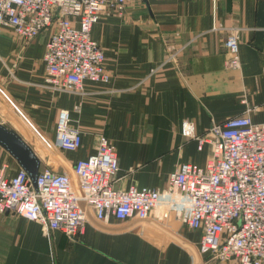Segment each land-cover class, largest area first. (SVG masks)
Wrapping results in <instances>:
<instances>
[{
	"label": "crops",
	"instance_id": "obj_1",
	"mask_svg": "<svg viewBox=\"0 0 264 264\" xmlns=\"http://www.w3.org/2000/svg\"><path fill=\"white\" fill-rule=\"evenodd\" d=\"M229 32L239 35V68L227 67ZM48 33L23 41L0 26V122L40 161L60 108L82 130L77 150L54 146L67 167L92 153L102 132L117 151L116 188H163L179 162L203 165L208 146L198 149L184 136L186 120L198 134L235 115L264 121V0H128L122 14H101L91 35L110 79L85 80L83 94L54 91L45 81ZM3 163L8 175L21 167L0 145ZM5 214L0 264H224L200 253L201 230L173 212L164 220L102 221L90 214L73 238L60 230L47 237L38 223Z\"/></svg>",
	"mask_w": 264,
	"mask_h": 264
},
{
	"label": "built area",
	"instance_id": "obj_2",
	"mask_svg": "<svg viewBox=\"0 0 264 264\" xmlns=\"http://www.w3.org/2000/svg\"><path fill=\"white\" fill-rule=\"evenodd\" d=\"M127 1L0 0V25L25 40L47 29L45 81L54 91L82 93L85 80L110 79L92 27L104 11L122 14ZM224 45L229 66L239 68L238 35L229 33ZM72 121L68 108L58 110L56 148L80 147L82 130ZM183 131L198 149L207 145L208 155L203 165L179 162L163 188H116L117 152L101 133L94 151L63 171L40 167L35 186L25 169L8 175L9 166L0 164V213L12 211L38 223L43 232L60 230L73 238L90 214L102 221L110 216L164 220L173 212L187 227L201 230L198 249L208 259L264 264V121L235 115L198 134L187 120Z\"/></svg>",
	"mask_w": 264,
	"mask_h": 264
},
{
	"label": "water",
	"instance_id": "obj_3",
	"mask_svg": "<svg viewBox=\"0 0 264 264\" xmlns=\"http://www.w3.org/2000/svg\"><path fill=\"white\" fill-rule=\"evenodd\" d=\"M0 145L10 152L25 169L36 185V177L40 169V159L32 148L11 128H7L0 122Z\"/></svg>",
	"mask_w": 264,
	"mask_h": 264
},
{
	"label": "rangeland",
	"instance_id": "obj_4",
	"mask_svg": "<svg viewBox=\"0 0 264 264\" xmlns=\"http://www.w3.org/2000/svg\"><path fill=\"white\" fill-rule=\"evenodd\" d=\"M105 12H112V11H104V12H102V14L103 13H105ZM112 13H114V12H112ZM0 26H2V25H0ZM5 26V25H4ZM49 32V31H48ZM15 33V32H14ZM229 33H236L237 35H238V33L237 32H229ZM228 33V34H229ZM16 34V36H19V38H21V40H23V41H30V40H25L23 37H21L19 34H17V33H15ZM227 34V35H228ZM226 35V36H227ZM226 38V37H225ZM225 40V39H224ZM238 40H239V35H238ZM227 52H228V50H227ZM229 53V52H228ZM229 57H230V54H229ZM229 57H228V61H227V67H230L229 66V64H228V62H229ZM239 58H240V56H239ZM231 68H238V67H231ZM83 93H85L84 92V88H83V92L82 93H79V94H83ZM187 121V120H186ZM185 123V122H184ZM104 134V133H102V132H99V134ZM183 133H184V131H183ZM105 135V134H104ZM106 136V135H105ZM184 136H186V137H188V138H191V137H189V136H187V135H185V133H184ZM107 137V136H106ZM193 139V138H192ZM195 140V139H194ZM110 141V140H109ZM111 142V141H110ZM115 146V145H114ZM116 149V148H115ZM41 150H42V152H43V154H45V153H47V152H49V153H47L48 155L46 156V158H44L42 161H40V167H42V168H44V167H49V168H53L54 170H57V171H63L66 167H67V162H66V160L67 159H65V157H64V155H62L61 154V152H63V151H59V150H57L55 147H54V145H53V143H52V140H50L48 143H44V144H42L41 145ZM117 152V151H116ZM64 159V160H63ZM66 166V167H65ZM133 169V168H132ZM5 213H9V215H11V216H16V214L14 213V212H12V211H8V212H4V213H0V220L3 218V216H5V215H8V214H5ZM52 231H46V232H43V230L41 229V233L42 234H44L45 236H47V237H49L50 236V233H51ZM68 236V235H67ZM77 236V235H76ZM75 236V237H76ZM70 237V236H69ZM223 262L224 264L226 263V264H238V262H237V260H236V258H231V259H229V260H226V261H220V260H213V262Z\"/></svg>",
	"mask_w": 264,
	"mask_h": 264
}]
</instances>
